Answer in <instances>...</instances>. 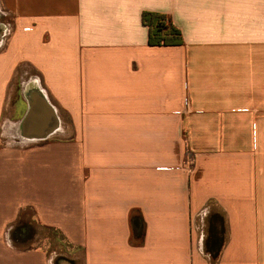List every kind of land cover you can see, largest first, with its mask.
Masks as SVG:
<instances>
[{
    "label": "crops",
    "instance_id": "obj_1",
    "mask_svg": "<svg viewBox=\"0 0 264 264\" xmlns=\"http://www.w3.org/2000/svg\"><path fill=\"white\" fill-rule=\"evenodd\" d=\"M0 264H264V0H0Z\"/></svg>",
    "mask_w": 264,
    "mask_h": 264
},
{
    "label": "trees",
    "instance_id": "obj_2",
    "mask_svg": "<svg viewBox=\"0 0 264 264\" xmlns=\"http://www.w3.org/2000/svg\"><path fill=\"white\" fill-rule=\"evenodd\" d=\"M143 23L149 28V44L153 46H175L183 44L182 34L172 22L164 15L154 14V13H144ZM217 220H214L212 226V234L207 243V251L211 255L212 261L216 262L220 254L221 243L216 238ZM222 226V225H221ZM24 231L25 233H30V226H18L16 227L14 240L18 245H26V242H20V236L17 233Z\"/></svg>",
    "mask_w": 264,
    "mask_h": 264
},
{
    "label": "water",
    "instance_id": "obj_3",
    "mask_svg": "<svg viewBox=\"0 0 264 264\" xmlns=\"http://www.w3.org/2000/svg\"><path fill=\"white\" fill-rule=\"evenodd\" d=\"M43 103H44V107H46L45 112L48 113L49 119L51 120V126H52L51 130L44 131V132H46V134L44 136L47 137V136L51 135L55 131V129L58 127V120L56 118V115H55V112L53 111V109L49 105H47L46 102H43ZM40 107L42 108V106H40ZM38 112H39V106L38 105H30L28 113L25 117V124L29 123L32 120V118L37 116Z\"/></svg>",
    "mask_w": 264,
    "mask_h": 264
},
{
    "label": "rangeland",
    "instance_id": "obj_4",
    "mask_svg": "<svg viewBox=\"0 0 264 264\" xmlns=\"http://www.w3.org/2000/svg\"><path fill=\"white\" fill-rule=\"evenodd\" d=\"M46 234H48V237L49 238H51L52 239V241H54V242H52V244L51 245H53L52 247H54V248H56V250L58 249V250H66L65 248V245H63V242H62V244H60L61 243V240H60V238L58 237V235H55V233H53V232H48V233H46Z\"/></svg>",
    "mask_w": 264,
    "mask_h": 264
}]
</instances>
